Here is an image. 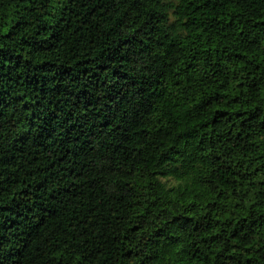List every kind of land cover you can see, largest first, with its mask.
I'll return each mask as SVG.
<instances>
[{"label": "trees", "instance_id": "1", "mask_svg": "<svg viewBox=\"0 0 264 264\" xmlns=\"http://www.w3.org/2000/svg\"><path fill=\"white\" fill-rule=\"evenodd\" d=\"M0 264H264V0H0Z\"/></svg>", "mask_w": 264, "mask_h": 264}]
</instances>
